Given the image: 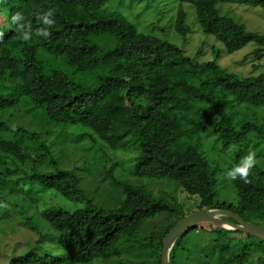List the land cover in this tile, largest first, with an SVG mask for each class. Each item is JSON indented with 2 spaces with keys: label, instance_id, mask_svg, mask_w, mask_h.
I'll return each mask as SVG.
<instances>
[{
  "label": "trees",
  "instance_id": "16d2710c",
  "mask_svg": "<svg viewBox=\"0 0 264 264\" xmlns=\"http://www.w3.org/2000/svg\"><path fill=\"white\" fill-rule=\"evenodd\" d=\"M109 1L0 0V17L9 22L0 32V115L17 107L19 101L13 99L16 95L44 111L52 124L63 126L66 134H72L71 127L81 130L100 151L101 143L119 150L134 139L142 150L137 176L177 184L185 200L195 204V212L229 211L246 223L262 226L264 169L255 166L257 174H251L248 183L229 181L226 172L233 165L225 167L223 157L212 155L203 143L214 141L224 155L234 149L236 164L253 149L261 154H256L257 160L264 159V73L242 78L216 62L201 65L176 46L137 32L124 20L85 12L55 10L51 37L35 35L36 29L45 26L37 13L46 12L51 4L88 8ZM178 2L175 30L184 42L192 31L185 11L190 5L203 33L214 37L228 54L254 43L255 56L264 59V35L248 32L242 22L220 9L238 4L264 11V0ZM15 12H23L26 21L31 22L30 41L19 38L11 22ZM41 52L65 59L85 79L74 82L63 72L47 71ZM1 130H11L0 122V163L7 171L0 180L12 187L11 191L36 185L68 202H86V207L74 212L55 209L43 214L50 229L61 237L64 258L50 252L47 257L29 253L15 259L14 264H93L105 258L113 264H162L163 242L185 217L181 211L186 204L145 188L123 185L113 178L125 188V199L119 209L105 210L81 188L75 170L59 168L54 154L50 155L53 170H42L33 163L26 170L25 165L33 157L24 140L9 141ZM16 134L30 138L26 131ZM45 154L39 155L41 161ZM158 220L163 223L153 225ZM200 230L202 235L190 231L183 236L192 235L197 243H185L188 251H181L180 264H264L263 241L215 226ZM231 238L238 242L233 244ZM178 244L172 253L173 264H179ZM194 251L204 255L189 263L186 259Z\"/></svg>",
  "mask_w": 264,
  "mask_h": 264
},
{
  "label": "rangeland",
  "instance_id": "374dc122",
  "mask_svg": "<svg viewBox=\"0 0 264 264\" xmlns=\"http://www.w3.org/2000/svg\"><path fill=\"white\" fill-rule=\"evenodd\" d=\"M178 5V0H110L106 4L88 8L57 4H51L48 7L62 13L85 12V14L91 16L113 17L124 20L137 32L154 36L176 46L184 51L187 57L197 59V62L201 65L216 62L228 73L242 78L264 73L262 67L264 59L257 58L254 54L257 49L256 44L251 43L233 55L228 54L224 46L214 37L203 33L197 20L196 11L190 5L185 6V11L192 31L186 42H184L175 30ZM220 9L224 15L242 22L241 24L247 27L248 32L264 35V11L262 8L237 4L223 5ZM5 20L0 17V32L5 29V26L9 25L7 18ZM41 57L45 60L47 71L57 70L63 72L74 82H82L85 79L84 76L74 72L66 64L65 59L55 58L44 52H41ZM255 67L257 69H254ZM13 99L19 101L17 107L0 115V122L7 125L11 131H1L9 141L24 140L25 147L28 148L29 154L33 157L25 165L26 170H30L32 163L37 164V167L40 165L42 170H53L54 165L50 155L54 154L60 169L75 170L81 181V188L100 208L115 211L121 207L125 199V188L116 183L113 180L114 178L123 185L145 188L156 195H168L172 200L181 201L186 204L183 211H181L185 217L197 213L195 212V204H189L185 200L186 195L182 194L183 190L177 184L157 179L140 178L136 175V165L142 150L134 139L130 140L127 147L119 150L110 149L99 141L102 145L100 151L92 145L93 142L88 137L82 135L81 130L71 127L72 134L68 135L62 130L63 126L58 127L52 124L45 112L35 108L28 99L16 95ZM18 131L28 132L30 138L17 135L16 132ZM203 144L206 150L215 157H223L221 162L225 167L236 165L237 156L234 154V149L224 155L220 146L216 145L214 141L206 140ZM43 146H46L49 154H45L46 150L42 149ZM43 153L46 158L41 161L39 155ZM256 154L261 155L258 152ZM17 162L19 163V161ZM12 163H9V165L12 168L11 170H14V163ZM256 166L258 169H264V159H259ZM253 169L251 174H257L258 169ZM6 175L7 171L0 163V177ZM10 189L12 187L7 186L0 180V264H14L15 259L24 257L29 253H35L42 257L50 256L51 253L58 258H64L65 255L60 245L61 237L55 231L58 235L56 236L53 230L50 229L51 226L47 225L43 219V214L55 209H66L74 212L86 207V202L83 205L68 202L61 196L54 194V192L44 190L36 185L35 187L23 185L15 192ZM260 222L264 226V220ZM162 223L161 220H158L153 225L159 226ZM34 225L38 229H35ZM210 227L211 225L204 226L207 230ZM200 228L192 230V235H202L203 231ZM192 235L182 237L179 240L178 251L176 252V258L179 256V259L177 258L179 264L183 259L182 252L188 251L185 243L193 245L197 243L192 239ZM203 238L205 241L208 239L207 237ZM206 242L213 244L210 240ZM230 242L236 244L238 239L231 238ZM203 255L194 251L186 260L189 263H195ZM231 256H235L233 250ZM253 260H255L254 256ZM93 264L113 263L111 259L105 258L104 262L100 260Z\"/></svg>",
  "mask_w": 264,
  "mask_h": 264
},
{
  "label": "water",
  "instance_id": "95a60500",
  "mask_svg": "<svg viewBox=\"0 0 264 264\" xmlns=\"http://www.w3.org/2000/svg\"><path fill=\"white\" fill-rule=\"evenodd\" d=\"M234 221L235 223L230 222ZM215 226L228 232L243 233L264 242V227L246 223L233 212L208 210L183 217L165 238L162 251V264L172 263V252L179 240L188 232L203 226Z\"/></svg>",
  "mask_w": 264,
  "mask_h": 264
},
{
  "label": "clouds",
  "instance_id": "9594fccd",
  "mask_svg": "<svg viewBox=\"0 0 264 264\" xmlns=\"http://www.w3.org/2000/svg\"><path fill=\"white\" fill-rule=\"evenodd\" d=\"M55 9H49L46 12H38L37 19L42 22L44 27H40L35 30L37 37H43L48 39L52 33L49 29L55 24ZM11 22L16 26V31L19 34V38L27 42L33 38V29L30 21H26V17L23 12H15L11 16ZM258 160L256 153L249 150V152L241 157L239 163L234 165L231 169L227 170L226 178L229 181H235L237 179L242 180L245 183L250 182L249 176L252 169L257 165ZM174 251V250H173ZM173 253V252H172Z\"/></svg>",
  "mask_w": 264,
  "mask_h": 264
}]
</instances>
